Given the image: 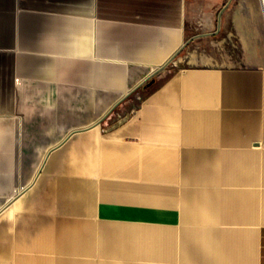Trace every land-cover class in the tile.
<instances>
[{"label":"crops","instance_id":"crops-1","mask_svg":"<svg viewBox=\"0 0 264 264\" xmlns=\"http://www.w3.org/2000/svg\"><path fill=\"white\" fill-rule=\"evenodd\" d=\"M0 264H264V0H0Z\"/></svg>","mask_w":264,"mask_h":264}]
</instances>
